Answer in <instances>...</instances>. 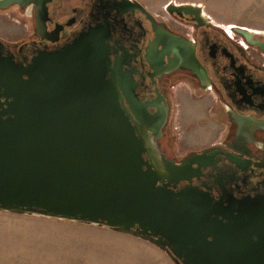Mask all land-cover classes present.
<instances>
[{
    "label": "water",
    "instance_id": "1",
    "mask_svg": "<svg viewBox=\"0 0 264 264\" xmlns=\"http://www.w3.org/2000/svg\"><path fill=\"white\" fill-rule=\"evenodd\" d=\"M49 1L0 0V9L34 2L44 31ZM167 8L209 18L192 3ZM232 29L250 41L264 37ZM165 37L170 68L203 72L194 48ZM109 38V27L98 23L27 64L4 55L0 39V211L128 234L174 264H264V179L262 192L244 197L179 186L207 167L206 154L177 163L160 149L167 111L150 113L153 102L137 98L125 59L111 58ZM252 43L264 52V41Z\"/></svg>",
    "mask_w": 264,
    "mask_h": 264
},
{
    "label": "flooded vegetation",
    "instance_id": "2",
    "mask_svg": "<svg viewBox=\"0 0 264 264\" xmlns=\"http://www.w3.org/2000/svg\"><path fill=\"white\" fill-rule=\"evenodd\" d=\"M123 3L50 0L44 31L38 24L36 3H14L5 10L14 9L24 15L28 32L17 40L0 35L4 55H13L15 61L27 64L39 52L58 50L89 26L105 23L110 31L111 58L125 59L123 70L131 73L137 98L153 102L148 106L150 113L167 111V122L158 140L160 149L177 163L193 154H206L203 162L207 167L179 186L191 184L210 191L215 198L222 194L244 197L262 192L264 52L252 41H264V37L256 34L250 41L209 16L198 21L167 7L165 12L154 13L142 2L143 9L125 8ZM165 32L194 48L203 72L183 65L170 68L169 60L174 54L166 52ZM180 83L193 89L197 98L209 97L208 116L218 127L210 144L185 152H179L171 130L173 91Z\"/></svg>",
    "mask_w": 264,
    "mask_h": 264
},
{
    "label": "rangeland",
    "instance_id": "3",
    "mask_svg": "<svg viewBox=\"0 0 264 264\" xmlns=\"http://www.w3.org/2000/svg\"><path fill=\"white\" fill-rule=\"evenodd\" d=\"M139 1L154 13L165 12L169 3L200 5L215 23L264 34V0ZM27 32L24 15L0 9L2 37L17 40ZM173 101L171 130L179 152L210 144L218 127L208 116L209 97L197 98L193 89L180 83ZM169 259L155 245L107 228L0 211V264H174Z\"/></svg>",
    "mask_w": 264,
    "mask_h": 264
},
{
    "label": "crops",
    "instance_id": "4",
    "mask_svg": "<svg viewBox=\"0 0 264 264\" xmlns=\"http://www.w3.org/2000/svg\"><path fill=\"white\" fill-rule=\"evenodd\" d=\"M163 259H165V257H162ZM146 259H147V262H148V260H149V258L148 257H146ZM170 260V259H169ZM147 264V263H146Z\"/></svg>",
    "mask_w": 264,
    "mask_h": 264
}]
</instances>
